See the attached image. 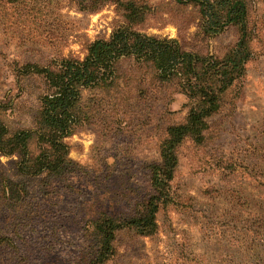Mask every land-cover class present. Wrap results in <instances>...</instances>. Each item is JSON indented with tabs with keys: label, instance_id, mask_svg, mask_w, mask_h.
<instances>
[{
	"label": "rangeland",
	"instance_id": "obj_1",
	"mask_svg": "<svg viewBox=\"0 0 264 264\" xmlns=\"http://www.w3.org/2000/svg\"><path fill=\"white\" fill-rule=\"evenodd\" d=\"M126 1L146 9L137 31L175 39L186 51L222 58L238 40L235 26L205 36L196 9L175 0H112L97 12L73 0H0V100L12 99L2 115L9 129L32 127L46 91L41 78L16 82L18 70L82 59L91 42L123 25ZM246 4L252 56L233 108L207 120L201 144L178 146L156 233H116L115 254L103 264H264V0ZM120 70L129 74L123 101L64 140L74 166L66 178L22 176L16 157L0 155V264H87L93 222L128 216L151 194L147 166L159 162L166 130L186 121L187 99L150 83L132 62Z\"/></svg>",
	"mask_w": 264,
	"mask_h": 264
},
{
	"label": "trees",
	"instance_id": "obj_2",
	"mask_svg": "<svg viewBox=\"0 0 264 264\" xmlns=\"http://www.w3.org/2000/svg\"><path fill=\"white\" fill-rule=\"evenodd\" d=\"M11 1V0H8ZM82 11L97 12L112 0H73ZM182 7L192 6L205 36L223 33L229 26L238 28L236 44L222 58L184 50L177 40L147 36L135 29L143 22L146 9L133 1L119 2L124 23L108 38L91 42L82 59L60 58L46 66L26 64L15 81L37 77L46 91L38 96L32 127L9 129L3 113L12 99L0 100V155L16 157L17 172L25 177L47 175L59 180L74 168L68 159L64 140L86 125L98 113L115 103L129 74L120 70L122 62H132L151 77L159 88L170 87L187 99L183 124L166 130L160 144L158 163L147 166L151 194L128 216H104L92 224L93 250L87 264H103L114 254L116 233L133 230L142 237L157 231L156 215L171 201L169 184L178 163L177 148L186 139L196 144L204 140L207 120L224 107L233 108L237 89L252 52L246 0H175ZM142 72V71H141ZM127 79V80H126Z\"/></svg>",
	"mask_w": 264,
	"mask_h": 264
}]
</instances>
